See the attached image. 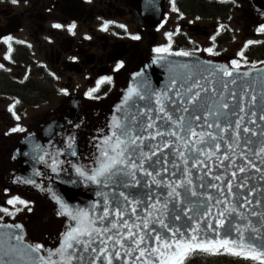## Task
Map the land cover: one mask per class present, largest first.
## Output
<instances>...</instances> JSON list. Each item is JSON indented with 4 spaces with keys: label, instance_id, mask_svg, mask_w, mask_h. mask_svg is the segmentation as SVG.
Wrapping results in <instances>:
<instances>
[{
    "label": "snow or ice",
    "instance_id": "1",
    "mask_svg": "<svg viewBox=\"0 0 264 264\" xmlns=\"http://www.w3.org/2000/svg\"><path fill=\"white\" fill-rule=\"evenodd\" d=\"M171 11L184 19L176 0H171ZM62 27L53 24V28ZM75 28L72 24L67 30ZM108 28L105 22L100 30ZM257 32L264 34V23ZM179 33V27L175 33L166 32L167 43L152 49V63H167L173 73L167 83L153 89L143 79L130 87L115 109L120 113L129 106L128 115L113 116L109 132L93 137L97 143L93 144L96 152L91 165L75 168L83 181L100 189L96 193L100 199L79 207L51 194L56 216L64 218L54 249L26 242L23 224L4 222L5 216L15 219L18 213L33 210L31 201L19 196L7 199L11 210L0 206V264H185L195 252L264 264V139H251L264 138V126L259 123L264 122V109L258 115V95L249 80L253 70L264 69L250 64L245 55V50L258 42L247 41L237 53L239 59L227 64L206 61L212 67L205 75L188 64L168 61V57L192 55L173 51V36ZM131 39L141 37L133 35ZM210 39L215 42L216 36ZM0 41L7 46L3 59L14 63L13 43L24 42L13 41L10 35ZM202 51L219 55L215 47ZM123 67L121 62L114 71ZM0 69L11 71L3 63ZM138 77H144L143 70L133 79ZM112 82L111 77L98 80L96 87L85 93L86 98L100 99L96 95L100 86ZM61 92L69 94L67 89ZM260 99L264 101V94ZM19 103L16 100L7 109L16 121L21 119L16 112ZM25 131L17 125L4 135ZM73 142L69 137V148ZM70 155L76 156V150ZM59 163L51 157L53 172L58 171ZM18 182L20 179L14 178V183ZM22 182L36 183L32 179Z\"/></svg>",
    "mask_w": 264,
    "mask_h": 264
},
{
    "label": "flooded vegetation",
    "instance_id": "2",
    "mask_svg": "<svg viewBox=\"0 0 264 264\" xmlns=\"http://www.w3.org/2000/svg\"><path fill=\"white\" fill-rule=\"evenodd\" d=\"M176 3L184 19L171 11V0H17V3L0 0V37L10 35L13 41L24 42L13 43L14 63H10L3 59L7 46L0 41V63L11 69H0V206L11 210L7 199L19 196L31 201L33 209L18 213L15 219L5 216L4 220L23 224L25 231L34 223L38 242L42 244L49 234L60 237L64 221L59 218L60 230H52L42 220L47 209L45 203L36 199V192L32 189L33 192L26 193L21 182L14 183L18 176L5 178L6 173L15 170L17 149L23 140H28L23 146L30 152L37 148L38 140L50 137L58 142L59 152L75 149L83 165H90L95 123L84 116L85 110L88 112L91 104L108 101L120 92L124 76L133 64L147 54H154L153 48L167 43L166 32L175 33L176 28H180V33L173 36V51L207 54L202 51V41L196 42L193 38L200 33L204 39L208 37L209 47H215L219 53L211 57L234 59L225 54L222 41L230 38L228 22L233 14L240 9L249 13L248 0H176ZM249 19L245 18L246 22L249 23ZM105 22L109 23V28L101 31ZM55 23L63 27L53 28ZM72 24L76 28L69 32L67 29ZM220 25L224 28L220 29ZM133 35L141 39L133 40ZM212 36H216L215 42L210 39ZM260 43L245 50L248 61L254 59L253 48ZM29 44L32 47L29 48ZM197 48L201 51H196ZM121 62L124 67L119 72L114 71ZM104 77H111L112 84L100 86L96 93L100 99H87L85 93ZM61 89H67L69 94L64 95ZM71 99L73 102L69 104ZM16 100L20 101L16 105L19 121L7 110ZM79 104L81 110H78ZM75 107L76 112H73ZM17 125L26 131L4 135ZM69 137L74 138L73 148L68 147Z\"/></svg>",
    "mask_w": 264,
    "mask_h": 264
},
{
    "label": "water",
    "instance_id": "3",
    "mask_svg": "<svg viewBox=\"0 0 264 264\" xmlns=\"http://www.w3.org/2000/svg\"><path fill=\"white\" fill-rule=\"evenodd\" d=\"M248 6L249 18L259 25L261 23H264V15H262V13H264V0H248ZM153 58L154 54H147L143 56L141 60L135 63L125 74L123 79V87L120 92H118L108 101L91 104L89 106L88 112L87 110H85L84 116H88L93 119L96 125L95 136L107 134L109 132V126L113 116L121 117L128 115L130 111L129 106H124L120 113H117L115 109L117 106H120L122 104V98L130 87L137 85L143 79H147L153 89H159L167 83L169 76L173 74L169 71V65L167 63L153 64ZM168 61L176 65L188 64L193 68L194 71L203 72L205 75L207 74V70L212 67V65L205 63L206 61H211L214 65L228 63L222 59H215L209 56L197 54H192L190 57L172 56L168 57ZM256 66L257 68L264 69V65L260 64ZM141 70L144 71V77H138L134 80V74L140 72ZM243 70L246 69H242V71ZM249 80L253 83V87L255 88V91L258 95V102L255 110L259 115L261 113V110L264 109V101L260 99L261 94H264V72H257L253 70ZM72 102L73 99L70 100L69 104H72ZM137 102L139 104L144 103V101ZM79 108L80 110L82 109V107H80V104L78 106V110ZM76 109L77 108L75 107V109H73V112H76ZM259 123L264 126V122ZM258 130L259 129L257 128V131ZM251 139L254 142H258L260 139L264 138L252 137ZM27 142L28 140H23L20 147L17 149V155L16 157H14L15 170L13 169L12 171L6 173V179H8V175L18 176L22 185L25 187L24 191L26 193H30L34 190L36 192L34 193L36 195V199L41 200L43 203L51 206V209L53 211H56L57 206L50 198L52 193H55L57 196L64 199L71 206L87 207L94 201L100 199V197L96 195V193L100 191V189L96 185L83 181V178L79 177L76 174L75 168L78 166H82L83 162L78 158V155H66V153H70V151L72 150H64L66 151V153L62 151V153H64V155H62L61 152L57 150L58 142L48 137V139H46L45 141L44 139L41 141H37L36 144L39 151H36L34 149L28 152L29 150L27 149L28 151H25V147L23 146ZM95 143H97V141H95ZM39 144L42 146L39 147ZM95 152L96 149L94 148V153ZM44 153H48L49 155L45 156L44 160H39L38 156L43 155ZM51 157H55V159L60 162L58 171L56 172H53L50 166ZM90 161H92V157H90ZM12 164L14 166L13 162ZM27 179H32L36 183L26 184L22 182L23 180ZM253 183H257V181H253ZM38 185H42L46 189H50V191L42 192ZM38 197L40 199H38ZM52 205L54 207H52ZM61 220L64 221V218H61ZM4 222L13 224L17 223L10 220H4ZM25 239L26 242L35 243L32 240V237L28 235L27 229L25 231ZM52 239L54 243L53 247H49L48 244H44L46 248L54 249L58 246L59 240H56L58 238L54 240V237H52Z\"/></svg>",
    "mask_w": 264,
    "mask_h": 264
},
{
    "label": "rangeland",
    "instance_id": "4",
    "mask_svg": "<svg viewBox=\"0 0 264 264\" xmlns=\"http://www.w3.org/2000/svg\"><path fill=\"white\" fill-rule=\"evenodd\" d=\"M241 2V0H240ZM242 4V3H241ZM240 5V4H239ZM249 17L248 13H243L241 9L237 14H233L232 19L228 22L229 24V33L230 38L229 40H223L222 41V47L224 48V52L227 55L234 56V58L239 59L237 56V53L243 49L244 44L249 41H257L258 43L261 42L259 45H256L253 49L255 50L256 47L263 45L264 46V34H259L257 32V27L259 26L258 23L253 21L252 19H249L250 22H246L245 18ZM214 33V32H213ZM196 42L202 41V49L207 48L211 45V42H209L208 37L204 39V36L198 35L193 37ZM248 49V48H247ZM264 52V50H263ZM197 55H202L201 53L197 52ZM207 56V55H205ZM215 59H222L221 57H214ZM226 61V60H224ZM229 62V61H226ZM136 63V62H135ZM134 63V64H135ZM133 64V65H134ZM251 64V63H250ZM256 65H260L259 62L256 63ZM132 66V65H131ZM46 206V214L42 218V220L45 223H48L52 230L59 231L61 228V221L56 216V214H53L51 212V206L45 204ZM52 207H54L52 205ZM38 220V218H37ZM33 224L29 225L28 227V235L32 237V240L34 242H38L39 238L37 237V233L35 232L33 228ZM49 229V230H51ZM51 230V231H52ZM52 234V233H51ZM52 237H50V234L48 235L47 241L44 244H48L49 247H53L54 243L52 241ZM199 263L197 264H254L251 260H244L239 257H233L229 255H220L217 258H210L209 256H200Z\"/></svg>",
    "mask_w": 264,
    "mask_h": 264
},
{
    "label": "trees",
    "instance_id": "5",
    "mask_svg": "<svg viewBox=\"0 0 264 264\" xmlns=\"http://www.w3.org/2000/svg\"><path fill=\"white\" fill-rule=\"evenodd\" d=\"M264 46L260 45L258 47H256L255 51L256 53L253 56V60L249 61L250 63H258L259 61H264ZM206 253H199V252H195L193 254H191L185 261V264H197L199 263V258L201 255L203 256ZM209 255V254H208ZM211 257H214L215 255H210Z\"/></svg>",
    "mask_w": 264,
    "mask_h": 264
}]
</instances>
